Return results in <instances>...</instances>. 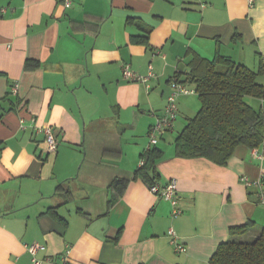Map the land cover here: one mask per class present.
Listing matches in <instances>:
<instances>
[{
    "label": "crops",
    "instance_id": "1",
    "mask_svg": "<svg viewBox=\"0 0 264 264\" xmlns=\"http://www.w3.org/2000/svg\"><path fill=\"white\" fill-rule=\"evenodd\" d=\"M216 54L257 68L264 0H72L67 9L0 0V264H210L221 243L257 238L264 158L243 145L225 166L175 156V138L200 109L196 93L177 98V117L154 145L156 184L175 181L181 215L172 218L170 204L134 175L175 74L193 90L192 56ZM124 64L151 76L128 82ZM31 118L51 127L55 153ZM117 179L127 180L122 192L111 186ZM245 225L244 235H230ZM170 228L185 254L173 251Z\"/></svg>",
    "mask_w": 264,
    "mask_h": 264
},
{
    "label": "trees",
    "instance_id": "2",
    "mask_svg": "<svg viewBox=\"0 0 264 264\" xmlns=\"http://www.w3.org/2000/svg\"><path fill=\"white\" fill-rule=\"evenodd\" d=\"M94 30L98 29L95 25ZM255 71L216 54L209 61L193 55L188 64L186 79L194 86L200 101L196 115L187 119L174 141L175 156L185 159L204 158L225 166L239 145L258 148L264 141V106L259 110L247 104L252 98L264 103V58L258 57ZM180 74L174 79L180 83ZM263 76L259 82L258 77ZM159 149H148L140 156L143 162L135 172L147 186L156 184V160ZM127 180L117 179L111 186L122 192ZM249 225L230 229L232 237L244 235ZM210 264H264V231L253 241L238 239L221 243L210 259Z\"/></svg>",
    "mask_w": 264,
    "mask_h": 264
},
{
    "label": "built area",
    "instance_id": "3",
    "mask_svg": "<svg viewBox=\"0 0 264 264\" xmlns=\"http://www.w3.org/2000/svg\"><path fill=\"white\" fill-rule=\"evenodd\" d=\"M57 3L64 9H67L71 7L72 0H56ZM254 0H249V5L251 6L253 4ZM2 12V11H1ZM122 77L124 80L128 82H135V83H145L147 79L151 76V73H149L147 76H141L135 73L131 68L129 64H124L121 69ZM194 91L192 89L187 88L183 83L178 82L177 80H173L171 82V92L167 97L165 107L163 109V113L160 117H158L155 121V123L152 125L148 132V141L151 146H154L157 143L158 137L166 130L170 129L173 125V122L175 121L177 117V98L180 95H186L191 94ZM12 95L17 94V88L13 87L11 89ZM30 123L33 127V129L37 133H42L44 136V143H45V151L47 153H55L56 151V138L52 132L51 127L48 125L44 126H38L36 125V121L34 118L30 119ZM22 124V121H21ZM252 152L255 157H258L260 159L264 158V151L259 152L258 148H252ZM143 164V162H140V166ZM264 178V175L261 174L258 181H256V185L261 187L262 186V180ZM242 183H244L246 186L250 184V180L246 177H242L240 179ZM148 191L155 195L156 197L168 202L171 206V217L176 218L179 215H181L182 210L178 205V200L176 198V184L175 181H169L164 186H159L158 184H153L151 186H148ZM259 203L264 205V192H260L259 196ZM167 237L169 240L170 245L173 248V251L177 254H185L187 251L186 246L184 243L180 241L176 233L173 231V229H168L167 231ZM39 245H31L27 248L28 252L31 255H34L36 250L39 248ZM34 264H39L38 261H35V259L32 260Z\"/></svg>",
    "mask_w": 264,
    "mask_h": 264
},
{
    "label": "rangeland",
    "instance_id": "4",
    "mask_svg": "<svg viewBox=\"0 0 264 264\" xmlns=\"http://www.w3.org/2000/svg\"><path fill=\"white\" fill-rule=\"evenodd\" d=\"M248 68L251 69V70H253V71L256 70V69H253V68H251V67H248ZM258 81H259V82H262V81H263V76H259V77H258ZM192 87H193V86H192ZM192 116H194V115H192ZM192 116H191V117H192ZM180 119L182 120V117L179 116L178 121H180ZM176 132H179V131H175V133H176Z\"/></svg>",
    "mask_w": 264,
    "mask_h": 264
}]
</instances>
